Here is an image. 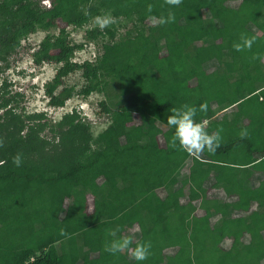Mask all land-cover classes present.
I'll list each match as a JSON object with an SVG mask.
<instances>
[{"label":"trees","instance_id":"16d2710c","mask_svg":"<svg viewBox=\"0 0 264 264\" xmlns=\"http://www.w3.org/2000/svg\"><path fill=\"white\" fill-rule=\"evenodd\" d=\"M170 11L180 18L161 24ZM105 15L113 23L86 38L114 41L116 59L73 61L82 44L66 28ZM122 19L131 27L120 35ZM58 22L31 53L34 64L59 65L44 85L49 106L100 94L109 122L93 138L75 111L56 122L24 115L3 81L0 264H218L226 252V264H264V0H0V75L29 34ZM241 34L256 40L237 50ZM75 71L77 91L64 85ZM185 104L219 131L215 153L171 145L167 118ZM119 237L129 248L106 251ZM139 243L151 246L142 262L132 255Z\"/></svg>","mask_w":264,"mask_h":264},{"label":"rangeland","instance_id":"374dc122","mask_svg":"<svg viewBox=\"0 0 264 264\" xmlns=\"http://www.w3.org/2000/svg\"><path fill=\"white\" fill-rule=\"evenodd\" d=\"M49 1L50 0H41V3L43 6H49ZM130 11L142 23L147 25L155 23V20L147 19L141 9H131ZM173 13L175 19L180 18L181 12ZM166 16L167 15L163 17ZM105 19L109 22L102 25ZM110 23H113L112 18L109 15H105L88 22L81 28H73L71 26L66 28L69 34V41L73 44H82V48L75 51L73 61L77 63L90 61L99 66H103L116 59L118 49L114 41H109L107 37L101 36L94 40H88L85 33L92 28L102 29ZM121 23L122 26H118L117 28L120 35L131 27V21L122 19ZM115 25L117 26L119 23H115ZM62 26L63 24L58 22L56 27L49 30L38 29L34 33L29 34L22 41V45L16 54L10 58V68L0 75V86L3 81H6L7 86L5 87L9 95L18 94V97L15 99L18 101L16 108L17 112L24 110V115L43 113L47 120L56 122L64 114L75 111L81 117V120L88 126L94 138L109 122L99 105L100 101L103 100V96L96 93H92L89 96H82L75 93L65 102L63 107L53 108L49 106L48 97L44 94V85L52 79L59 65L54 63H42L37 65L33 63L31 57L33 49L38 46L40 41L47 35H56ZM251 38H253L254 43L256 40L255 36L252 35ZM64 85L74 86L75 91H77L83 85V79L80 73L75 71L65 77ZM135 119H137L136 116ZM165 164L170 170L177 169L170 160H165ZM93 174L94 177H97L96 172ZM183 201L184 200H182V202ZM259 223L260 228H263L264 220H260ZM53 240L52 238H47L45 240H40L39 244L44 247ZM229 260L230 254L226 252L220 257L218 264H226Z\"/></svg>","mask_w":264,"mask_h":264},{"label":"clouds","instance_id":"9594fccd","mask_svg":"<svg viewBox=\"0 0 264 264\" xmlns=\"http://www.w3.org/2000/svg\"><path fill=\"white\" fill-rule=\"evenodd\" d=\"M173 3L179 4L180 0H172ZM175 20V15L171 11L166 17L160 18L161 24L172 23ZM109 21L105 19L102 22L107 24ZM240 43H236L234 47L237 50H241L243 47H251L253 38H249L244 34L240 36ZM206 109V104L199 105V110ZM197 106L182 105L179 108H172L171 114L167 118V124L174 129L171 136V145L173 147H180L182 150L190 155L198 156L203 151L207 150L209 153H215L220 147V133L219 131L210 134L205 130L203 122L196 120ZM13 163L16 166L21 164V157L17 155L13 158ZM119 227L112 231V236L116 237ZM131 244V238L119 237L113 239L109 245L106 246V251L110 253H116L124 251L129 248ZM150 244L139 243L132 251V255L135 261H145L150 255Z\"/></svg>","mask_w":264,"mask_h":264}]
</instances>
